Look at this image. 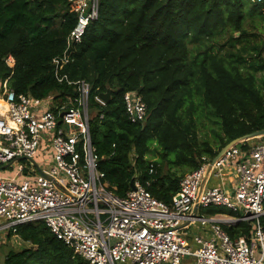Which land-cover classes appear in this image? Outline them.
Here are the masks:
<instances>
[{
	"label": "trees",
	"instance_id": "16d2710c",
	"mask_svg": "<svg viewBox=\"0 0 264 264\" xmlns=\"http://www.w3.org/2000/svg\"><path fill=\"white\" fill-rule=\"evenodd\" d=\"M250 2L252 19H264V2ZM77 16L70 0H0V84L56 102L75 95V85L58 81L53 58L65 50ZM245 20L243 0H100L63 73L92 85V142L116 194L126 196L138 179L172 203L186 173L264 129V41L251 39ZM109 88L110 101L99 104L96 96ZM127 91L145 100L144 121L128 118ZM224 208L208 213L240 215ZM222 227L234 239L252 238L249 220ZM14 234L29 247L11 251L4 264H90L43 220L8 231Z\"/></svg>",
	"mask_w": 264,
	"mask_h": 264
},
{
	"label": "built area",
	"instance_id": "2783aa9c",
	"mask_svg": "<svg viewBox=\"0 0 264 264\" xmlns=\"http://www.w3.org/2000/svg\"><path fill=\"white\" fill-rule=\"evenodd\" d=\"M70 2L77 23L53 64L59 82L75 85V95L56 102L0 84L6 104L0 106V230L16 232L22 223L43 220L90 264H264V140L228 148L212 164L203 187L212 161L186 173L172 203L155 197L138 179L124 197L110 189L92 142V85L63 73L73 58L72 45L98 18L100 0ZM8 63L14 65L12 56ZM96 100L107 104L99 95ZM124 100L132 122L146 119L148 106L138 91H127ZM43 144L51 146L53 162L38 160ZM230 169L237 174L234 187L209 183L212 177L224 179ZM196 205L226 206L240 215L194 217ZM242 220L253 224L250 240L234 239L222 227ZM188 221L209 227L194 236L195 245L183 231Z\"/></svg>",
	"mask_w": 264,
	"mask_h": 264
},
{
	"label": "rangeland",
	"instance_id": "374dc122",
	"mask_svg": "<svg viewBox=\"0 0 264 264\" xmlns=\"http://www.w3.org/2000/svg\"><path fill=\"white\" fill-rule=\"evenodd\" d=\"M243 5H244V11L246 12L247 20L244 21L246 23V27L251 30V39L263 42L264 41V19L257 18L255 17V20L252 19L251 16V2L250 0H243ZM254 22V24H253ZM239 33L236 32V35ZM241 33L239 34V36ZM222 41V40H221ZM203 130H206L204 127L202 128ZM261 138V137H259ZM242 145V142L240 143ZM173 157V156H172ZM45 165V164H43ZM213 181V180H212ZM212 207H217L216 205H211L209 208H205L203 211L208 213V209ZM226 207V206H225ZM228 208V207H227ZM224 208L226 211L229 209ZM195 225H193L189 230H193ZM187 230V238H191L193 235L191 232H188ZM196 232V231H195ZM29 247V243L22 238H20L18 235L14 234L11 237L8 236V231L7 230H0V264H4V261L6 259V256L11 252V251H19L21 249H25ZM119 264V263H118Z\"/></svg>",
	"mask_w": 264,
	"mask_h": 264
},
{
	"label": "crops",
	"instance_id": "0c3cea01",
	"mask_svg": "<svg viewBox=\"0 0 264 264\" xmlns=\"http://www.w3.org/2000/svg\"><path fill=\"white\" fill-rule=\"evenodd\" d=\"M43 154V155H42ZM40 159V161L44 160V161H47V162H53L54 160V157H53V151H52V148L49 144H43L42 147H41V152L38 156V160ZM213 180V181H212ZM237 182V174L235 172H233L232 169H230L228 172H226L225 176H224V179H218V178H210L209 180V183L210 184H217V185H224L226 184L227 186L231 187V186H235ZM196 206L194 207L193 211H192V216H193V213H194V210H195ZM205 208H202V207H198V212H197V215L196 216H214L218 219H228L229 217H232L233 215H230V214H227V213H216L214 215H211V214H207L206 212H204ZM194 216V217H196ZM193 225L194 228L193 230H189ZM183 231L185 233L186 236L187 235V230H189L188 232H191L192 233V237L189 239V242L194 244L195 245V242H194V236L196 234H204L205 232L204 231H207L209 230V227H204V226H201L197 221H188V222H185L183 224ZM196 231V232H195ZM124 264H127V263H124Z\"/></svg>",
	"mask_w": 264,
	"mask_h": 264
},
{
	"label": "water",
	"instance_id": "95a60500",
	"mask_svg": "<svg viewBox=\"0 0 264 264\" xmlns=\"http://www.w3.org/2000/svg\"><path fill=\"white\" fill-rule=\"evenodd\" d=\"M99 96L106 101L107 103L110 101L111 97H112V88H109L108 90H106L105 92H101L99 94ZM264 136V129L262 130H258V131H254L248 134H245L244 136L238 137L234 140H232L231 142H229L220 152L219 154L212 160L211 164L208 166L207 169V173L204 177L203 183H202V187L206 184V181L208 179V175L209 172L211 170L212 164L215 162V160L221 155L223 154L228 148H230L231 146H233L236 143H239L241 141L247 140V139H251V138H256V137H261ZM132 188H134V180L131 182ZM198 212V205H196V208L194 210L193 216H196Z\"/></svg>",
	"mask_w": 264,
	"mask_h": 264
},
{
	"label": "bare ground",
	"instance_id": "6f19581e",
	"mask_svg": "<svg viewBox=\"0 0 264 264\" xmlns=\"http://www.w3.org/2000/svg\"><path fill=\"white\" fill-rule=\"evenodd\" d=\"M0 106H6V104L0 100Z\"/></svg>",
	"mask_w": 264,
	"mask_h": 264
}]
</instances>
